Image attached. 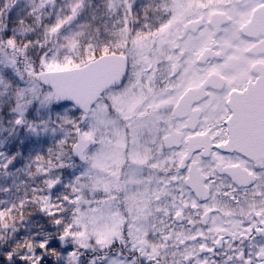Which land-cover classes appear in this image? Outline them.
<instances>
[{
    "label": "snow or ice",
    "instance_id": "obj_1",
    "mask_svg": "<svg viewBox=\"0 0 264 264\" xmlns=\"http://www.w3.org/2000/svg\"><path fill=\"white\" fill-rule=\"evenodd\" d=\"M0 264H264V0H0Z\"/></svg>",
    "mask_w": 264,
    "mask_h": 264
}]
</instances>
